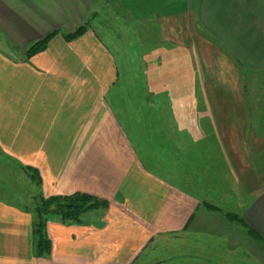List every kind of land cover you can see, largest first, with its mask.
<instances>
[{"label":"crops","instance_id":"1","mask_svg":"<svg viewBox=\"0 0 264 264\" xmlns=\"http://www.w3.org/2000/svg\"><path fill=\"white\" fill-rule=\"evenodd\" d=\"M80 26L82 35L64 38ZM126 27L158 32L183 61L179 70L194 76L166 87L170 100L151 88L140 101L132 90L130 134L106 103L119 74L107 39ZM51 32L28 58L26 47ZM220 43L263 69L264 0H0V152L37 167L45 196L78 191L108 201L83 223L51 217L50 254L36 257L33 213L0 195V264H140L161 236L175 234L228 239L242 249L236 260L251 241L264 254V101L245 98L241 68ZM161 103L168 130L152 113ZM8 114L38 126L31 135L11 130ZM54 154L66 155L64 171L43 167Z\"/></svg>","mask_w":264,"mask_h":264},{"label":"rangeland","instance_id":"2","mask_svg":"<svg viewBox=\"0 0 264 264\" xmlns=\"http://www.w3.org/2000/svg\"><path fill=\"white\" fill-rule=\"evenodd\" d=\"M106 25H109L107 29L115 30L112 24L106 23L104 27ZM202 29V34L209 40H217L216 36L204 25H202ZM159 36L158 32L150 28H146L142 32H133L129 31L127 27L119 30L116 36H108L107 41L110 42V45L112 44L111 49L119 74L117 76V83L106 93V103L109 111L118 115L119 127L126 134H130L131 129H134L136 126L135 123H132L134 121L131 122L129 118L132 109L129 104L133 102L131 97L132 90H139L135 92V94L138 95V98H141L140 101L151 93V88L154 89V94L156 88L158 98H169L170 100L172 94L169 95L167 88L172 91L177 89V86H179L181 82H194L193 75L183 74V72H181L182 70H179V68L183 66V61L177 59L178 52L175 50L169 52L163 45L165 42H162ZM197 36L198 34H196L195 38ZM220 48L227 53L226 55L234 60L239 68H241L244 78L243 90L245 98H250L251 100L257 99L263 102L264 68L250 67L244 60L240 59L236 52L225 49L222 43H220ZM190 64L191 62H186L185 66L188 67ZM185 66V71H191ZM197 78L200 83H203L202 76L199 72ZM199 81L197 80V83H199ZM133 85H135L134 88ZM119 88L122 93L121 99L117 97ZM252 94L255 97H253ZM161 106L162 108H157L158 110L152 113L154 116L159 115L162 122L168 112L162 110L167 108L163 103H161ZM39 110H41L40 107ZM116 110H118V112H116ZM260 110L264 112V107H260ZM155 112L157 115H155ZM8 115L7 122L9 123V128L13 127L11 130L17 131V129L20 128L22 132L29 131L28 134L31 135L32 129L38 126L37 122H29L24 125L19 124L24 123V116L15 114ZM142 125L143 124H141V126ZM162 125L166 130L170 127V124L167 123L162 122ZM157 129L159 128H154V130ZM24 138L25 135L20 136L19 143H21ZM115 140L118 139H114V143ZM93 141L92 148L97 150L99 140L96 139ZM129 141L131 140L129 139ZM91 153L93 157L96 156L94 151L91 150ZM61 157L62 156L56 154L46 156L49 161L43 164V167L52 170L54 166H57V168L62 167L64 171L66 155ZM15 159L19 162L22 161L16 156L5 155L0 152V195L14 198L12 200L17 201V205H26L32 212L36 189L34 184L21 169V164H17L18 161ZM189 232L190 231H187L186 233ZM247 244L252 251H244L243 258L241 260H236L239 256L238 254L242 252V249H238L236 244L230 242L228 239H217L210 235H198L197 237L191 234L183 236L178 234L169 236L163 235L153 244L152 248L148 249L149 254H146V257L140 264H263L261 258L264 260V254L260 252L262 248L259 242L251 241L245 243V245ZM246 249L248 248L246 247Z\"/></svg>","mask_w":264,"mask_h":264},{"label":"trees","instance_id":"3","mask_svg":"<svg viewBox=\"0 0 264 264\" xmlns=\"http://www.w3.org/2000/svg\"><path fill=\"white\" fill-rule=\"evenodd\" d=\"M85 26L78 27L74 32L65 34L66 40H71L85 32ZM55 32H51L42 39L36 40L25 49L27 57L46 49L48 41ZM21 169L34 184L36 193L34 195V208L32 210V235L34 239V255L36 257H47L51 251V241L46 232V223L57 216L62 221L74 223H83V214L95 208H106L108 201L100 199L86 192H72L69 194H53L45 196L42 192V177L38 168L32 165H20ZM28 209V208H27ZM227 216L242 225L248 226V223L236 213H227ZM187 225V224H186ZM186 227V226H185ZM251 229V233H257Z\"/></svg>","mask_w":264,"mask_h":264}]
</instances>
